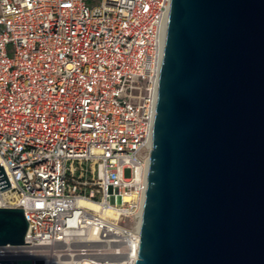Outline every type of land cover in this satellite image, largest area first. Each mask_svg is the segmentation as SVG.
<instances>
[{
	"label": "built area",
	"instance_id": "1",
	"mask_svg": "<svg viewBox=\"0 0 264 264\" xmlns=\"http://www.w3.org/2000/svg\"><path fill=\"white\" fill-rule=\"evenodd\" d=\"M170 3L0 0V260L135 264Z\"/></svg>",
	"mask_w": 264,
	"mask_h": 264
},
{
	"label": "water",
	"instance_id": "2",
	"mask_svg": "<svg viewBox=\"0 0 264 264\" xmlns=\"http://www.w3.org/2000/svg\"><path fill=\"white\" fill-rule=\"evenodd\" d=\"M27 228L0 207V246ZM139 235L135 264H264V0H171Z\"/></svg>",
	"mask_w": 264,
	"mask_h": 264
},
{
	"label": "rangeland",
	"instance_id": "3",
	"mask_svg": "<svg viewBox=\"0 0 264 264\" xmlns=\"http://www.w3.org/2000/svg\"><path fill=\"white\" fill-rule=\"evenodd\" d=\"M89 3L91 2V1H95V0H87ZM125 175H127V172H125Z\"/></svg>",
	"mask_w": 264,
	"mask_h": 264
}]
</instances>
